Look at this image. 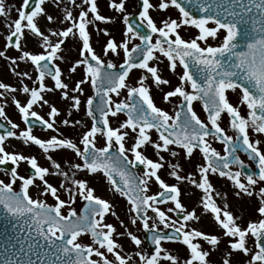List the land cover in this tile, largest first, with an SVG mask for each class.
I'll return each instance as SVG.
<instances>
[{"label":"snow or ice","instance_id":"1","mask_svg":"<svg viewBox=\"0 0 264 264\" xmlns=\"http://www.w3.org/2000/svg\"><path fill=\"white\" fill-rule=\"evenodd\" d=\"M52 3L58 9L63 7L61 16L49 13L48 0H22L16 8L17 18L7 25L4 49L0 50V58L10 62L11 71L18 78L15 87L0 82V97L4 98L0 102V118L10 125L6 128L0 123V129H4L0 133V166L12 165L10 169L0 167V172L9 177L8 182L0 179V206L15 219L12 227L22 234V239H16L12 245L13 249L19 245V253L13 251L12 259L5 248V259L0 264H211L210 256L220 250L222 238H227L228 249L222 264H231L235 252L250 256L249 264H264V0H187V5L184 0H158L155 4L152 0H140L135 14L137 22L130 21L126 0H110L109 7L122 15L124 39H107L103 53L119 56L122 51L123 62L119 65L101 59L93 48L89 26L112 19L100 13L97 0ZM69 5L74 6L75 14ZM189 6L196 8L195 14ZM172 8L179 15L163 18L159 24L151 15L152 11ZM10 13L5 0H0V16L8 17ZM41 19L60 27L42 30ZM188 27L197 30L192 39L181 35V29ZM141 28L149 31L142 33ZM96 30L108 35L106 29ZM29 36L36 38L40 51L27 48ZM69 38L81 43L82 57L72 64L69 74L80 66L84 71L83 79L71 88L58 63L64 59L62 45ZM210 38L219 43L214 46ZM134 39L140 43L130 48ZM9 48L18 55L6 56ZM162 57L167 59L171 72L176 73L178 66L183 70L179 74L180 84L163 95L165 102L181 98L180 110L174 114L156 105L147 83L151 79L157 88L169 85L158 67ZM20 62L32 67L35 79L19 68ZM134 69L143 70L144 74L135 86H130L128 80ZM48 78L53 81L51 86L46 83ZM85 84L91 86L94 95L82 101ZM121 90L127 91V99L114 100L113 94L119 97ZM55 91L70 101L67 117H71V109L83 108L91 119L78 143L60 131V111L45 98L46 93ZM229 91L239 92L238 105L230 102ZM21 92L23 100L17 99ZM9 99L25 125L23 130L6 114ZM194 101L203 102L207 122L197 115ZM45 105L49 107L47 118L35 110V106ZM240 105L245 106L246 114H242ZM120 113L127 118L113 127L110 117L118 119ZM225 113L230 118L231 135L220 123ZM60 123L74 128L81 121L64 118ZM37 126L55 134L47 139L37 137L33 134ZM153 130L156 139L151 135ZM209 138L224 145L223 155L211 146ZM12 139L34 144L49 153L46 158L50 167L39 165L35 156L9 151L8 142ZM98 139L103 140V146H97ZM129 139L133 142L126 147ZM149 146L156 153V160L144 154ZM173 146L183 150L185 159L199 150L204 163L197 165L195 173L188 174L183 173L179 163L169 164V175L177 181L169 184L159 172L165 160L161 153L179 157ZM57 152L72 155L62 164L51 155ZM240 153L255 165V171L248 170L250 164ZM24 162L33 170L27 176L18 172ZM93 174L102 175L111 190L127 200L130 224H139L144 239L122 220L119 223L124 232L106 221L109 213H116L111 203L97 195L89 181L82 178ZM210 174L229 181L237 198L257 197L259 218L242 222L230 210L227 193L215 189ZM49 176L61 178L58 187L49 182ZM17 181L19 192L13 187ZM183 183L202 192V209L212 214L222 235L192 227L200 216L182 203ZM153 184L159 188L154 193ZM32 187L39 189V196H51L55 205L34 199L29 192ZM61 193L67 199H62ZM77 198L85 202L80 214L72 207ZM217 198L221 203H217ZM65 208L67 214L62 213ZM85 234L91 237L90 244L81 241ZM120 237H126L135 247L136 259L122 254ZM201 241L209 248H203ZM249 241L254 247L249 246ZM166 242L182 244L187 256L181 258L169 251L164 247ZM146 243L152 249L150 252L145 251Z\"/></svg>","mask_w":264,"mask_h":264},{"label":"rangeland","instance_id":"2","mask_svg":"<svg viewBox=\"0 0 264 264\" xmlns=\"http://www.w3.org/2000/svg\"><path fill=\"white\" fill-rule=\"evenodd\" d=\"M79 3V0H77ZM158 0H152V3H157ZM22 3V0H5V6L6 8L11 9V13L8 17L0 16V50L4 49L5 45V37L8 34V28L7 25L11 23L15 18H17V12L16 8L20 7ZM65 4L69 3V0H64ZM98 7L100 9V13L106 17H111V22L103 23L98 22L96 27L89 26V31L91 33V42L93 45V48L95 49V52L97 55L101 57V59L107 61L111 60L114 64L119 65L123 62V53L121 51L119 56H116L114 54L109 53L107 56L103 53V46L107 39L114 38L116 41H122L124 39V31H125V25L123 23L122 15L120 13H117L115 10L109 7L110 0H97ZM127 5V13L129 15L133 14L137 11V2L136 0H126ZM70 8L74 11L75 14V8L74 6L69 5ZM63 7L62 8H56L55 5L52 3V0H48V11L49 13L61 16L63 13ZM151 15L154 17V19L159 24L160 20L163 18H167L168 16H171L173 18L177 17L179 14L175 9H169L167 11H152ZM39 26L42 30L46 28H55L60 27V25H50L48 24L47 20L41 19L39 22ZM212 26V25H210ZM100 29H110L111 32H108V35H104L103 32H98L96 28ZM197 30L192 27H188L186 29H181V35L185 39H192L196 36ZM209 42L212 43L214 46L219 43V40H211L209 39ZM140 41L138 39H134L130 42L129 47L131 48L134 44H138ZM26 46L31 51H40V46L38 41L35 37L29 36L26 41ZM80 48L81 43L78 40H74L69 38L66 40L65 44L62 45V55L64 56V59L62 61H59V65L62 69V72L64 74L65 82H67L70 86V88L80 79H83L84 71L83 66H80L77 68V71L74 73L69 74V69L72 66V64L78 60L82 59L80 56ZM18 53L14 49H7L6 50V56H17ZM162 62L158 65L160 69V74L163 78L170 81L169 85L161 86V88H157L154 84H152L151 79L147 81V83L151 86V95L153 96L154 102L157 106L161 108H165L166 110L172 109V103L173 105L176 104V102H179L181 98L174 97L170 98L168 102H165L163 99L164 92L172 90L174 87L178 86L180 84L179 80V74H182V69L180 66L177 67L176 73H173L168 68V61L166 58H161ZM19 68L28 71L31 75H33V78L35 79V74L33 72V69L30 65L26 66L24 62L19 63ZM144 74L143 70H133L130 74L128 83L130 86H135L137 84V81L139 77ZM0 82L8 83L12 86H17L18 84V78L14 75V73L11 71L10 68V62L6 60L5 58H0ZM24 83L31 85V82L27 79H24ZM46 83L48 86H51L53 84V81H51L50 78L46 80ZM84 88V93L81 94V100L83 101L86 96L94 95L93 89L90 85L85 84L82 85ZM162 89V90H161ZM2 91V90H0ZM228 97L231 103H233L234 106L239 104L240 98L238 97L239 92H232L229 91ZM45 98L49 101V104L55 105L59 111L60 116L57 118V124L60 128V131L63 133V135L67 138H72L77 143L79 142L81 133L86 130V127H90L91 125V119L86 116L85 111L83 108H81L80 111H76L74 109H71V117H67V114L70 110V101L64 100L61 98V94L59 91L46 93ZM17 99H24V94L21 92ZM114 100H126L127 99V91L121 90V95L119 97H116L113 95ZM0 102H4V98L0 97ZM241 109H245V106L240 105ZM201 108V107H200ZM6 114L8 117L15 123L20 125V129L23 130L25 128V125L23 124L20 115L18 113V110L15 108L14 104H12L9 101L6 103ZM35 110H37L41 115L45 116L47 118V113L49 111L48 105H45L43 108L35 106ZM202 110V109H201ZM201 116L204 117V114L199 111ZM242 114L244 111H242ZM170 113V112H169ZM64 118H70L73 120H79L81 121L80 125H77L76 127H68L64 126L60 123V121ZM3 120L2 118H0ZM126 118L122 115L118 116L117 118H111L110 121L113 127H118L119 123L125 120ZM6 124L7 121L3 120ZM221 125L225 127L227 130V125L224 123V118L220 121ZM8 125V124H7ZM10 126V125H9ZM33 134L37 137L47 139L51 135H54L55 133L51 132V130H38L33 129ZM153 139H156V135L152 134ZM132 140H129L131 142ZM133 142V141H132ZM130 144H126V147ZM97 146H103V142L98 140ZM82 147V146H81ZM8 150L9 151H16L21 152L28 156H35L37 158L38 164L44 167H50V161L46 158L49 153H44L38 146L34 144H24L21 140H15L12 139L10 142H8ZM222 153V151H219ZM146 156L149 158L156 160L157 156L154 150L149 146L146 148L145 153ZM53 155V159L64 163L66 158L71 157V153L68 152H57V153H51ZM165 157L164 160V167L160 170L159 174L161 175L162 179H164L169 184H175L177 181L169 175L170 171L172 169L169 167V164H176L179 163L182 171L184 174L188 173H195L197 169V165L203 164L204 160L203 157H201L198 154H193L192 158L185 159L184 155L177 158L170 157L167 153H161ZM29 165L24 162L21 163L20 167L18 168V172L21 175H29L27 173ZM65 170L67 171V168L65 167ZM82 178L87 179L89 181V184L95 189L96 194L101 196L102 198L108 200L112 205V211L116 213V216L111 215L109 213L106 216V221L108 223H112L119 232H124V228L121 227L119 221H124V223L128 226L129 230L135 231L137 235L143 239V232L140 230L139 224L133 226L130 224V216L128 215V208L129 205L127 203V200L124 197H121L118 193H115L111 190L110 185L105 180V178L101 175H82ZM0 179L5 180V182H8L9 177L2 172H0ZM48 180L50 183H52L55 186H59L61 178L58 176H49ZM210 180L212 184L214 185L215 189L217 191H220L222 193H227V201L230 206V210L238 217L241 218L242 222H246L248 220H256L258 219V214L256 212V208L259 204V199L257 197H242L237 198L234 195V187L231 185L230 182H225L221 177L218 175L210 174ZM40 182L37 180V184ZM20 182L17 181V184L14 185V189L17 190L20 188ZM181 187V200L182 203L189 209H195L198 216H200V220L198 222H195L192 224V227L197 228L198 230H202L205 233L209 234H216L218 236L222 235L221 230L216 225V222L213 219V216L211 213L205 212L202 209V206L200 204L202 192L195 188L194 186L183 183L180 185ZM158 185L153 184L151 191L154 193L158 191ZM30 195L34 199L39 198L41 200H45L50 205H55L56 201L51 196H39L38 192L39 189L32 187L29 189ZM62 199H67V196L63 193H61ZM83 203L82 200L77 198L76 202L72 207L76 209V211L79 210V207ZM217 203H221V201L217 198ZM170 206V205H169ZM63 214H67V208L62 209ZM81 241L84 244H90L91 243V237L89 235H83L81 238ZM118 242L122 245L123 253L126 256H133L134 259V252L135 247L129 242V240L126 237H120L118 238ZM202 247L207 249L209 248V245L204 243L203 241L200 242ZM249 246L254 247L251 241H249ZM145 251L147 244H145ZM164 247L167 248L169 251L173 252L174 254L179 255L181 258H184L187 256V250L185 246L178 243H171L166 242L164 244ZM227 238H222V242L220 244V250L213 252L210 256L211 264H222V259L224 257L225 252L227 251ZM95 258V257H94ZM109 259H112L111 254H109ZM250 256L244 255L243 253L235 252L231 256V264H249Z\"/></svg>","mask_w":264,"mask_h":264},{"label":"water","instance_id":"3","mask_svg":"<svg viewBox=\"0 0 264 264\" xmlns=\"http://www.w3.org/2000/svg\"><path fill=\"white\" fill-rule=\"evenodd\" d=\"M184 2L187 5V0H184ZM138 5H140V0H138ZM189 7H190V10L193 11V13L195 14L196 8L192 6H189ZM130 21L137 22L135 14L130 17ZM140 31L143 33L149 30L146 28H141ZM239 50H244V49L241 48ZM0 123L5 124L2 120H0ZM5 127L7 128L9 126L5 124ZM3 131L4 129H0V133H2ZM0 167H6L10 169L12 165L0 166ZM15 223H16L15 219L7 215L3 207L0 206V261H3L5 259V255H6L4 251L5 248L8 249L7 255L12 259L15 258L14 256H12L13 251H15L16 253H19V245H16L15 249L12 248V245L16 244V239H22V234L16 228L12 227V224H15ZM20 258L24 259L25 257L21 256ZM33 259H35L34 256H33Z\"/></svg>","mask_w":264,"mask_h":264},{"label":"flooded vegetation","instance_id":"4","mask_svg":"<svg viewBox=\"0 0 264 264\" xmlns=\"http://www.w3.org/2000/svg\"><path fill=\"white\" fill-rule=\"evenodd\" d=\"M238 97L240 98V95H238ZM180 98V97H179ZM239 101V100H238ZM174 103V102H173ZM173 103H172V109H170V110H166L165 108H163L164 110H166V111H168V112H170V114H174L176 111H179V108H180V104H181V99H180V101L179 102H176V104H174L173 105ZM193 107H194V110L197 112V115L202 119V120H204L205 122H207V113L204 111V108H203V105L201 104V102L200 101H194L193 102ZM201 107V108H200ZM240 108H241V106H240ZM202 109V110H201ZM242 111H244L243 112V114H246V108L245 109H241ZM199 111H201V113L202 114H204V117L203 116H201V115H199L200 114V112ZM120 115V114H119ZM222 118H224V123H225V125H227V128H228V130L225 128V130L228 132V134H233V130H232V128L230 127V118H229V116L225 113V114H222V116H221V119ZM222 127H223V125H221ZM35 129H38V130H43V128L41 127L40 129L39 128H35ZM152 134H154V135H156V133H155V131L153 130L152 131ZM98 140H100V141H102L103 142V140L102 139H98ZM129 140H131V139H129ZM129 140H128V144H131L132 143V141L131 142H129ZM209 141H210V143H211V146L212 147H214V148H216V150L217 151H222V155L224 154V145L222 144V143H220L219 141H217V140H214V139H212V138H209ZM174 148H175V146H173ZM175 150L176 151H178L179 153H180V155L179 156H181L182 154L184 155V152H183V150H181V149H179V148H175ZM193 154H198V155H200L201 157H202V155H201V153L199 152V150H196ZM240 155H241V158L242 159H244L245 161H246V163H249L250 164V168L248 169L249 171H255L256 169H255V165H251V163L247 160V157H246V155L245 154H243V153H240ZM33 170L30 168V165H29V167H28V169H27V173L28 174H31V172H32ZM140 171V169H137V172H139ZM3 174H5L4 172H2ZM6 175V174H5ZM92 176H95V174H93ZM102 176V175H101ZM223 179V181H225L226 179L225 178H222ZM225 182H227V180L225 181ZM229 182V181H228ZM20 188H18L17 190H19Z\"/></svg>","mask_w":264,"mask_h":264}]
</instances>
